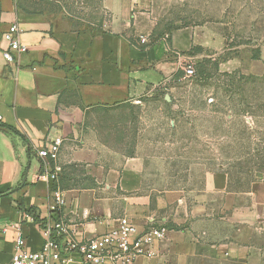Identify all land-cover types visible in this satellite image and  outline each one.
I'll return each instance as SVG.
<instances>
[{
    "label": "crops",
    "instance_id": "0c3cea01",
    "mask_svg": "<svg viewBox=\"0 0 264 264\" xmlns=\"http://www.w3.org/2000/svg\"><path fill=\"white\" fill-rule=\"evenodd\" d=\"M167 1L103 0L111 19L105 28L89 29L39 0H0V264L12 259L17 224L30 250L42 248L41 224L51 215L56 189L66 205L54 216L68 223L78 240L122 222L140 231L163 226L166 238L155 245V256L136 264L235 263L234 244L220 235L216 218L220 209L234 207L228 202V176L209 172L197 193L171 189L152 196L142 168L107 163L92 119L103 109L129 102L138 107L144 97L167 91L180 79L174 77L183 59L197 57L188 55L194 47L212 48L205 40L209 27L187 25L169 32L167 19H161ZM13 25L28 51L8 63L4 34ZM57 137L63 139L58 160L39 157L37 150ZM76 166L92 185L65 186L64 173ZM47 174H55V180L41 178ZM236 248L246 249V257L252 252L250 243ZM251 255L247 261L252 263Z\"/></svg>",
    "mask_w": 264,
    "mask_h": 264
},
{
    "label": "rangeland",
    "instance_id": "374dc122",
    "mask_svg": "<svg viewBox=\"0 0 264 264\" xmlns=\"http://www.w3.org/2000/svg\"><path fill=\"white\" fill-rule=\"evenodd\" d=\"M39 1L84 28H105L111 19L103 0ZM165 3L161 19L169 29L209 27L205 40L212 48L197 46V57L179 67H193L194 75L184 73L160 95L93 114L107 163L142 168L152 196L171 189L197 193L207 173H225L234 207L219 210L220 235L234 244V264H264V0ZM132 156L139 159L123 158ZM63 177L66 187L92 185L80 166ZM241 243L251 244L249 256L236 248Z\"/></svg>",
    "mask_w": 264,
    "mask_h": 264
},
{
    "label": "built area",
    "instance_id": "2783aa9c",
    "mask_svg": "<svg viewBox=\"0 0 264 264\" xmlns=\"http://www.w3.org/2000/svg\"><path fill=\"white\" fill-rule=\"evenodd\" d=\"M9 48L3 53L8 63L28 51L20 40V30L13 25L4 34ZM146 39H142L145 42ZM185 76L192 77L193 67L183 69ZM63 139L57 137L44 148L38 149L39 157L50 162L59 158ZM60 172V167H56ZM41 178L55 180L56 175H44ZM54 206L51 215L41 224L45 242L38 251L28 248L27 239L21 224L15 226L16 235L14 254L7 264H136L139 258L155 256V245L166 238L164 227L153 226L140 231L132 222H122L105 233L83 240L73 235L74 230L64 220L59 218L60 210L66 205L64 194L60 189L53 192ZM33 217V216H32ZM34 218V217H33Z\"/></svg>",
    "mask_w": 264,
    "mask_h": 264
},
{
    "label": "trees",
    "instance_id": "16d2710c",
    "mask_svg": "<svg viewBox=\"0 0 264 264\" xmlns=\"http://www.w3.org/2000/svg\"><path fill=\"white\" fill-rule=\"evenodd\" d=\"M173 29H177V28H173ZM173 29H169V32H171ZM170 41V40H169ZM199 51V50H202L201 48H198V47H194L189 53H188V55H192L195 51ZM253 59L254 60H258V59H260V53H258L257 55H254L253 56ZM184 74V72L182 71V70H180V71H178L177 72V74L175 75V77H174V79H175V81L176 80H178L182 75ZM12 130V132L15 134V135H17V136H19V137H21L22 139H24V136L19 132V131H17L15 128H12L11 129ZM37 220V219H36Z\"/></svg>",
    "mask_w": 264,
    "mask_h": 264
},
{
    "label": "water",
    "instance_id": "95a60500",
    "mask_svg": "<svg viewBox=\"0 0 264 264\" xmlns=\"http://www.w3.org/2000/svg\"><path fill=\"white\" fill-rule=\"evenodd\" d=\"M166 99H167V100H170V97H169V95H167V96H166Z\"/></svg>",
    "mask_w": 264,
    "mask_h": 264
}]
</instances>
